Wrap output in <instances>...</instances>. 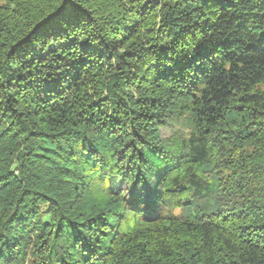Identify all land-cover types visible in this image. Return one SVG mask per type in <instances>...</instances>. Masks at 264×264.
Instances as JSON below:
<instances>
[{"label": "trees", "instance_id": "obj_1", "mask_svg": "<svg viewBox=\"0 0 264 264\" xmlns=\"http://www.w3.org/2000/svg\"><path fill=\"white\" fill-rule=\"evenodd\" d=\"M0 264H264V0H0Z\"/></svg>", "mask_w": 264, "mask_h": 264}, {"label": "rangeland", "instance_id": "obj_2", "mask_svg": "<svg viewBox=\"0 0 264 264\" xmlns=\"http://www.w3.org/2000/svg\"><path fill=\"white\" fill-rule=\"evenodd\" d=\"M179 125H180V126L175 125V126H173V127H170V126L165 127V128L163 129V135H165L166 137H169V136H171L174 132H176L177 130L180 131L181 127H183V128L185 129V123H184V122H181ZM117 185H118V186H121V187H123V188H125V189L128 188V187H127V184H125V183H123V184L119 183V184H117Z\"/></svg>", "mask_w": 264, "mask_h": 264}]
</instances>
